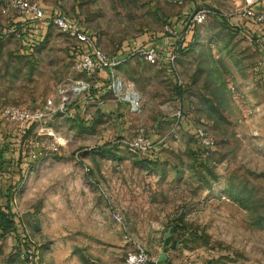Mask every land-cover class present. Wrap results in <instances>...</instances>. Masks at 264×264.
<instances>
[{
    "label": "rangeland",
    "instance_id": "obj_1",
    "mask_svg": "<svg viewBox=\"0 0 264 264\" xmlns=\"http://www.w3.org/2000/svg\"><path fill=\"white\" fill-rule=\"evenodd\" d=\"M194 1L0 0V125L16 130L1 120L6 106H41L70 78L86 76L74 67L79 42L49 20L33 50L22 46L26 4L82 25L120 57L119 75L142 97L128 118L104 113L106 98L118 100L109 91L95 97L105 86H96V71L90 81L97 89L51 124L65 144L25 157L15 178L0 138V205L12 199L37 245L28 260L16 232H0V264H119L135 245L152 262L264 264V57L234 26L242 0H198L206 19L191 28L182 20ZM168 38L175 41L166 46ZM177 41L171 64H152L141 53L149 45L166 53ZM178 109L179 123L170 115ZM139 127L160 145L155 154L130 147ZM199 129L208 132L209 148ZM36 130L29 129L30 140Z\"/></svg>",
    "mask_w": 264,
    "mask_h": 264
},
{
    "label": "built area",
    "instance_id": "obj_2",
    "mask_svg": "<svg viewBox=\"0 0 264 264\" xmlns=\"http://www.w3.org/2000/svg\"><path fill=\"white\" fill-rule=\"evenodd\" d=\"M171 1L183 2V0ZM242 1L243 7L239 15L235 17L239 18L240 20H236L241 21V23L236 22L234 26L242 30L244 23L242 21L250 20L264 30V0ZM198 5L199 3H197ZM195 9L185 24L191 28L203 23L206 19V9H197L196 12ZM23 12L26 15L28 23L44 25L49 20L63 33L77 39L79 42L76 51L78 59L75 61L74 67L86 75L78 79L70 78V87L59 88L58 98L49 97L41 106L9 105L3 109L1 120L9 126H14V129H25L32 124L37 126L36 131L38 134L35 138L31 139V145L28 150V155L31 159L41 157L43 151L46 153L59 151L60 147L65 144L64 138L53 130L51 124L55 122L59 113L70 114L69 105L74 99H83L91 96L94 84L90 81V76L98 70L106 69L109 71L108 88L120 103L127 105L130 112L138 113L140 111L142 100L140 93L135 89L128 88L124 79L117 71L120 57L111 56L106 53L102 46L97 43L93 34L89 33L82 25L70 20L61 12L55 11L54 15L48 18L45 8L38 3L26 4ZM249 40L252 44L256 43L258 45L260 43V40L256 39L253 33ZM168 52L166 58L169 64H171L175 60V53L170 50ZM141 53L152 64L163 60V52L157 46L149 45ZM173 115L176 117L177 123L182 120L183 114L181 109L175 111ZM42 133L46 135V141H49V143H45L44 139L39 137V134ZM198 137L203 147H210L211 141L207 131L199 129ZM128 143L132 149L141 153H148L157 148L151 136V131L146 127H139L137 135L129 140ZM35 254L31 253L27 257L24 253L28 260ZM119 264H156V262H152L148 250L144 246L135 245L127 253L124 261Z\"/></svg>",
    "mask_w": 264,
    "mask_h": 264
},
{
    "label": "trees",
    "instance_id": "obj_3",
    "mask_svg": "<svg viewBox=\"0 0 264 264\" xmlns=\"http://www.w3.org/2000/svg\"><path fill=\"white\" fill-rule=\"evenodd\" d=\"M197 3L198 0H195L191 13H187V15L183 17L182 22L184 24L187 23L189 16L194 11L195 7L197 6ZM54 13L52 12L51 15H54ZM28 24H29L28 26L24 27V30L20 29V31H22L23 34L22 46L27 51H31L36 46V43L41 41L40 38H42V36L44 35V33L42 32L44 26L38 24H32V23H28ZM177 44L178 41L173 44L172 50L170 49V51H175L177 49ZM168 71L171 74H173V76H175V72L171 66L168 67ZM104 87L106 88L107 91H110L108 88V84H105ZM95 88L97 89V87ZM3 126L4 124L0 125V131L4 130L3 136H1L0 138L3 137L6 140L5 146L8 147V149H10V151L12 152L13 159H12L11 169L13 170V174L11 175V177L15 178L17 175L20 174V171L23 168L24 158L26 157L28 158V160L31 159V157L28 155V150L31 145V140L28 138L27 133L29 129L33 126V124L25 129H16L13 132L8 130L9 127L4 126L5 127L4 128ZM157 150L158 149L156 148L153 151H150V153L155 154V151ZM12 182L13 184H15L14 181ZM11 203H12V199L9 198L7 199L5 205H0V232L3 236L9 232H16V236L18 239V245H17L18 249L21 250L23 254L25 253L26 256L28 257L29 254L31 253L35 254L37 252V245L32 241L29 235L26 234L25 231H23L19 214L15 212Z\"/></svg>",
    "mask_w": 264,
    "mask_h": 264
},
{
    "label": "crops",
    "instance_id": "obj_4",
    "mask_svg": "<svg viewBox=\"0 0 264 264\" xmlns=\"http://www.w3.org/2000/svg\"><path fill=\"white\" fill-rule=\"evenodd\" d=\"M193 5H194V3H193ZM235 19H237V18H235ZM242 22H244L243 23V26H242L243 28L241 30L242 36L251 43V41L249 40V38L251 37L252 33L255 34V38L256 39H259L260 40V43L258 45L255 43L254 46L257 49V51L264 57V30H262L256 23H254V22H252L250 20H246V21H242ZM165 40L166 41L164 43L166 44V46H167V44L169 42H174L175 41V39H170V38L165 39ZM168 53H169L168 51L166 53H163V55H164L163 56L164 57L163 59H166L167 60L166 57H167V54ZM166 62L167 61L164 62V68L168 70V67L169 66L166 65ZM107 74H108V72L105 71V70H98L96 72V78H97V84H96V86H99L100 87V86L106 84L104 82V78H105V76ZM106 91L107 90H106L105 87L101 91L98 90L97 91V94L95 95V97L100 98V100H101V97L105 94ZM106 99H107L106 102L102 105V109H103L104 113H106V114L111 113L113 117H116L119 114H126L125 118L126 117L128 118L130 116V114L133 113V112H130V110L127 107V105H125L123 103H120L118 101H115L113 99H110V98H106ZM103 100H105V97H104ZM170 115H171L172 118L174 117L173 112ZM183 120H184V122H182V128L186 127V125H187L186 124L187 123V119H183ZM171 121H172V119H171ZM157 147H158L157 149H160L161 148L160 145L159 146L157 145Z\"/></svg>",
    "mask_w": 264,
    "mask_h": 264
},
{
    "label": "water",
    "instance_id": "obj_5",
    "mask_svg": "<svg viewBox=\"0 0 264 264\" xmlns=\"http://www.w3.org/2000/svg\"><path fill=\"white\" fill-rule=\"evenodd\" d=\"M197 11V9L195 10ZM169 249V246H168V241L165 243V246H164V253H166V251ZM156 264H172V262L170 260H168V258L166 256H164L162 259H159L156 261Z\"/></svg>",
    "mask_w": 264,
    "mask_h": 264
}]
</instances>
